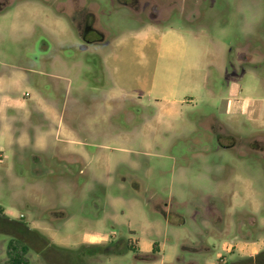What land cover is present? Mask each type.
<instances>
[{"label":"rangeland","instance_id":"obj_1","mask_svg":"<svg viewBox=\"0 0 264 264\" xmlns=\"http://www.w3.org/2000/svg\"><path fill=\"white\" fill-rule=\"evenodd\" d=\"M250 69L264 76V0H0V77L19 100L0 101V210L30 231L28 264H57L51 244L102 245L83 264L263 250L264 127L219 100L223 75ZM113 84L142 101L108 99Z\"/></svg>","mask_w":264,"mask_h":264},{"label":"crops","instance_id":"obj_2","mask_svg":"<svg viewBox=\"0 0 264 264\" xmlns=\"http://www.w3.org/2000/svg\"><path fill=\"white\" fill-rule=\"evenodd\" d=\"M154 29V27L147 28L138 31L135 35L138 39L146 42L151 38L152 30ZM224 75L221 83L224 92L219 97L220 101H224V113L230 118L244 117L248 122L254 123L258 127H264V76L258 71H253L251 69L245 74H241V72L237 70L236 72L233 71ZM245 77L248 78L244 80L246 82H243ZM6 80V77H0V101L3 100L11 105H15V101L19 100L3 89ZM105 92L109 94L108 99L111 97L122 98L124 96H131L142 101V97L137 91H128L116 84L106 87ZM155 103L161 114L170 113L173 110V106L177 103L183 104L184 99H173L163 108L157 104V100Z\"/></svg>","mask_w":264,"mask_h":264},{"label":"trees","instance_id":"obj_3","mask_svg":"<svg viewBox=\"0 0 264 264\" xmlns=\"http://www.w3.org/2000/svg\"><path fill=\"white\" fill-rule=\"evenodd\" d=\"M30 232L22 222L8 218L0 210V234H6L9 239L6 243L7 261L5 264H28L26 254L29 251V244L23 235ZM34 232V231H33ZM82 249L72 250L51 244L46 248L42 245L41 255L49 259L53 255L57 264H83L84 255L89 254V250L83 252L84 248L98 250L102 247L100 244L84 243L80 246ZM157 243L153 244L152 251L156 250ZM131 249V248H130ZM62 251V254L60 253ZM230 264H264V249L254 255L246 256L240 261Z\"/></svg>","mask_w":264,"mask_h":264}]
</instances>
